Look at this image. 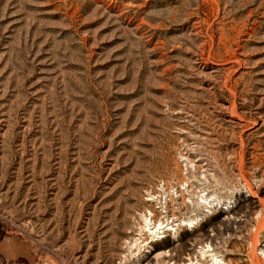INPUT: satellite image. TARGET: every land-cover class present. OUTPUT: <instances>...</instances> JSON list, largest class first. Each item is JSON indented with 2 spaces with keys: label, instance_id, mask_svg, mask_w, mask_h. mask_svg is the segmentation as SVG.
<instances>
[{
  "label": "rangeland",
  "instance_id": "374dc122",
  "mask_svg": "<svg viewBox=\"0 0 264 264\" xmlns=\"http://www.w3.org/2000/svg\"><path fill=\"white\" fill-rule=\"evenodd\" d=\"M262 220L264 0H0V264H264Z\"/></svg>",
  "mask_w": 264,
  "mask_h": 264
},
{
  "label": "bare ground",
  "instance_id": "6f19581e",
  "mask_svg": "<svg viewBox=\"0 0 264 264\" xmlns=\"http://www.w3.org/2000/svg\"><path fill=\"white\" fill-rule=\"evenodd\" d=\"M150 214H151V212H150ZM143 218L145 221V229H147L148 231L151 232V234H153V240H158V239L164 237L165 232L172 228L171 226H169V223H165L164 221L156 222L151 218V216L149 217L148 215H143ZM198 219L199 218L190 219V220L185 221V223L192 224L193 222H195V220H198ZM263 223H264V221L262 220L260 225H259V228H261L263 226ZM253 250H254V248H253ZM259 251L261 254L264 255V247L259 248ZM200 252L202 255H205L209 252V255L211 256L210 259L212 260L211 264H226L225 261L222 258H220L216 252H214V249L212 248L211 245H207V247H202L200 249ZM255 255H256L255 252H253V256H252L253 258L252 259L255 258Z\"/></svg>",
  "mask_w": 264,
  "mask_h": 264
},
{
  "label": "built area",
  "instance_id": "2783aa9c",
  "mask_svg": "<svg viewBox=\"0 0 264 264\" xmlns=\"http://www.w3.org/2000/svg\"><path fill=\"white\" fill-rule=\"evenodd\" d=\"M43 264H48L46 261H43Z\"/></svg>",
  "mask_w": 264,
  "mask_h": 264
},
{
  "label": "crops",
  "instance_id": "0c3cea01",
  "mask_svg": "<svg viewBox=\"0 0 264 264\" xmlns=\"http://www.w3.org/2000/svg\"><path fill=\"white\" fill-rule=\"evenodd\" d=\"M2 254V253H1Z\"/></svg>",
  "mask_w": 264,
  "mask_h": 264
}]
</instances>
